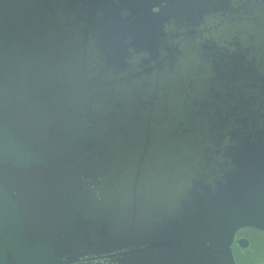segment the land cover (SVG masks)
Listing matches in <instances>:
<instances>
[{
    "label": "water",
    "instance_id": "1",
    "mask_svg": "<svg viewBox=\"0 0 264 264\" xmlns=\"http://www.w3.org/2000/svg\"><path fill=\"white\" fill-rule=\"evenodd\" d=\"M0 264H264V0H0Z\"/></svg>",
    "mask_w": 264,
    "mask_h": 264
}]
</instances>
